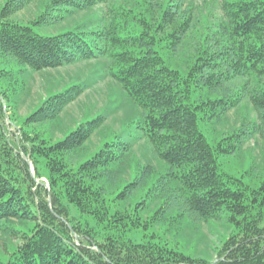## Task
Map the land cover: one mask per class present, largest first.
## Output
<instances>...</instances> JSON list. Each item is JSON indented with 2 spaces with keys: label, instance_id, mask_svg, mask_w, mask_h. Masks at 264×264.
<instances>
[{
  "label": "trees",
  "instance_id": "16d2710c",
  "mask_svg": "<svg viewBox=\"0 0 264 264\" xmlns=\"http://www.w3.org/2000/svg\"><path fill=\"white\" fill-rule=\"evenodd\" d=\"M34 1L7 0L0 9V230L14 238L0 264H264V174L256 182L253 170L237 177L220 165L255 134L264 140V0H221L222 20L205 21L202 32L185 0H48L34 20L12 21ZM88 62L100 63L142 111V136L170 168L165 185H175V194L150 217H142L143 201L131 210L117 206L154 172L147 166L133 179L131 146L120 136L103 140L107 118L90 110L72 127L60 125L88 81L48 90L18 117L14 97L28 76ZM245 101L256 113L251 130L210 143L201 120L220 123ZM98 134L102 142L89 152ZM176 202L184 212L174 221L226 213L234 225L213 261L183 253L158 233L172 227Z\"/></svg>",
  "mask_w": 264,
  "mask_h": 264
},
{
  "label": "rangeland",
  "instance_id": "374dc122",
  "mask_svg": "<svg viewBox=\"0 0 264 264\" xmlns=\"http://www.w3.org/2000/svg\"><path fill=\"white\" fill-rule=\"evenodd\" d=\"M6 1L0 0V9ZM47 1L35 0L29 7L12 17V21L26 24L34 20L39 16L44 3ZM220 2L221 0H185L183 9L192 10L195 20L198 21L197 31L202 32L205 21L214 23L222 20ZM92 15V12L78 14L63 26L70 27L79 24L87 16ZM60 29L56 28L49 32L56 33ZM192 41L191 39L188 42L192 43ZM188 48V45L184 47L185 52L189 50ZM184 50L183 53L180 52L182 57ZM100 65L98 62H88L59 70L31 74L25 79V90H19V95L14 97L18 103L17 114L18 117H24L39 104L43 95L50 89L63 86L71 81H88L90 88L76 103L64 111L60 125L72 127L74 121H79L83 114L90 110L94 113L97 111L96 115L107 118L103 126V140H111L115 136H120L125 143L131 146V151L127 156V165L129 168L131 167L133 179L141 175L140 172L144 167L150 166L153 169L154 174L134 194L131 200L126 204L124 202L117 204L119 208L125 207L131 210L136 207V204L143 201L147 209L142 217L147 218L164 206L167 200L175 194V185H165L166 170L170 168L154 154L148 140L142 136L138 127L142 111L126 101L120 87L114 81L102 75L99 71ZM239 82L242 83L244 80H239ZM254 122H256V113L250 102L245 101L240 107L229 112L220 123L216 122L215 119L212 121L204 119L201 120L200 124L209 142L216 145L227 133L233 130L243 129L245 132H249ZM7 128L10 134H16V129L10 125L8 119ZM101 142V136L96 135L88 144L89 152L96 150ZM220 165L222 171L237 177L246 171L253 170V180L256 181L264 174V140L259 134H255L246 141L239 153L222 156ZM123 176L125 180H130L129 172L125 171ZM246 181L250 182L251 179L248 178ZM256 182L254 183L256 184ZM181 205L179 202L174 203L173 209L168 213L167 223L172 220V227L167 230L168 226H162L157 230L158 233L163 240L169 241L171 246L177 247L183 253L194 258L213 261L215 259L214 250L230 236L234 231V225L228 222L226 213H223L219 220L208 221L199 220L185 213L184 217L174 221L179 212H184ZM132 237L138 240L140 235H133ZM13 241L14 238L8 237L0 230V251L9 249Z\"/></svg>",
  "mask_w": 264,
  "mask_h": 264
},
{
  "label": "water",
  "instance_id": "95a60500",
  "mask_svg": "<svg viewBox=\"0 0 264 264\" xmlns=\"http://www.w3.org/2000/svg\"><path fill=\"white\" fill-rule=\"evenodd\" d=\"M28 163L30 164V162L28 161ZM32 174H33V172H32Z\"/></svg>",
  "mask_w": 264,
  "mask_h": 264
}]
</instances>
